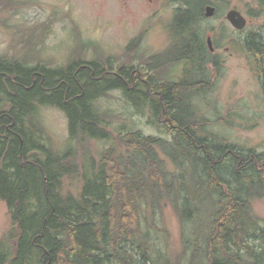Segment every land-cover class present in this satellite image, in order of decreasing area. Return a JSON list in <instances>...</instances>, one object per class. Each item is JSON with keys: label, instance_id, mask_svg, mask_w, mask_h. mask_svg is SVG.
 Returning <instances> with one entry per match:
<instances>
[{"label": "trees", "instance_id": "1", "mask_svg": "<svg viewBox=\"0 0 264 264\" xmlns=\"http://www.w3.org/2000/svg\"><path fill=\"white\" fill-rule=\"evenodd\" d=\"M184 4L168 26V47L136 64L74 58L51 67L0 56V203L12 223L0 264H157L150 229L167 233L155 226L166 206L181 252L165 264H264V219L253 209L264 197V153L213 132L200 112L218 62L199 28L202 4ZM232 44L264 95L263 34ZM115 90L137 114L148 110L162 136L112 128L95 103ZM46 107L66 116L63 151L39 120ZM90 142L110 145L93 156Z\"/></svg>", "mask_w": 264, "mask_h": 264}, {"label": "rangeland", "instance_id": "2", "mask_svg": "<svg viewBox=\"0 0 264 264\" xmlns=\"http://www.w3.org/2000/svg\"><path fill=\"white\" fill-rule=\"evenodd\" d=\"M190 1L194 11L202 4L204 12V7L210 4L217 13L199 21L204 38L213 39L218 62L217 67H210L211 90L197 100L200 112L210 120L213 132L236 145L264 153V95L246 54L232 46V41L243 39L250 31H260L264 36V0ZM182 7L185 4L178 0L153 3L149 0H0V56L51 67L74 58L105 61L109 57L117 65L136 64L168 47V26L175 10ZM230 9L245 17L247 25L241 31L226 19ZM138 38V48L134 53L128 51L129 44ZM184 68L176 67L175 76H182ZM95 105L110 114L114 129L125 125L145 135L162 136L150 124L149 111L137 114L120 91H111L109 97L98 99ZM219 117L230 119V125L218 124ZM39 120L53 149L65 150L70 143L65 114L46 107L40 110ZM108 145V142H90L89 152L97 156ZM81 158L80 151L77 159ZM68 186L66 182L65 187ZM70 189L77 192L75 187ZM253 209L264 219V197L253 201ZM155 220V226L167 233L150 229L151 256L155 263L165 264L181 252L179 223L168 206ZM11 229L8 209L1 202L0 239L6 238Z\"/></svg>", "mask_w": 264, "mask_h": 264}, {"label": "water", "instance_id": "3", "mask_svg": "<svg viewBox=\"0 0 264 264\" xmlns=\"http://www.w3.org/2000/svg\"><path fill=\"white\" fill-rule=\"evenodd\" d=\"M204 11L205 17H213L216 13V8L212 5H207L205 6ZM226 19L231 24V26L238 31L244 29L247 25L245 17L236 9L228 10V12L226 13ZM206 45L209 48L210 52L214 51L211 36H207Z\"/></svg>", "mask_w": 264, "mask_h": 264}, {"label": "flooded vegetation", "instance_id": "4", "mask_svg": "<svg viewBox=\"0 0 264 264\" xmlns=\"http://www.w3.org/2000/svg\"><path fill=\"white\" fill-rule=\"evenodd\" d=\"M178 1H181L182 3H184V1H187V0H178ZM149 2L150 3H153L154 2V0H149ZM156 2H158V0H156ZM208 5H210V4H208ZM207 6V5H206ZM204 9H205V7H204ZM212 38V37H211ZM212 42H213V39H212ZM213 47H214V51L213 52H211L212 54H215V52H216V48H215V46H214V42H213ZM228 50V49H227Z\"/></svg>", "mask_w": 264, "mask_h": 264}, {"label": "bare ground", "instance_id": "5", "mask_svg": "<svg viewBox=\"0 0 264 264\" xmlns=\"http://www.w3.org/2000/svg\"><path fill=\"white\" fill-rule=\"evenodd\" d=\"M205 12V11H204ZM204 12H203V14H204ZM205 16V15H204ZM215 16V15H214ZM241 31V30H240ZM207 38V37H206Z\"/></svg>", "mask_w": 264, "mask_h": 264}]
</instances>
